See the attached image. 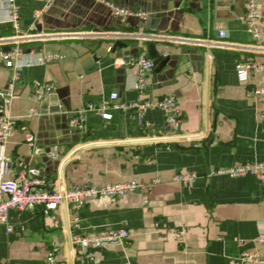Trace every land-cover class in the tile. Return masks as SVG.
<instances>
[{"label":"crops","instance_id":"0c3cea01","mask_svg":"<svg viewBox=\"0 0 264 264\" xmlns=\"http://www.w3.org/2000/svg\"><path fill=\"white\" fill-rule=\"evenodd\" d=\"M17 2L18 79L0 56V102L18 122L7 146L13 163L8 177L15 178L24 162L50 189L128 181L143 187L89 199L77 227L76 212L66 204L49 213L38 207L12 211L13 232L3 228L0 237V264H48L50 254L56 264H237L245 251L264 258L259 239L264 179L209 175L212 169L264 161V99L250 93L264 86V74L250 72L247 82L236 74L239 61L264 62V0H258L259 43L246 26V0ZM114 7L147 18L115 15ZM36 10H44L40 21ZM33 20L42 24V32ZM220 30L226 33L224 44H210ZM13 35L8 11L0 6V41ZM116 41L126 45L112 49ZM152 42L160 57L170 55L171 65L154 67L139 91L134 69L124 63L149 56ZM12 46L0 43V52ZM47 54L60 58L40 63ZM43 84L54 86L51 94L60 111L42 113L49 97L39 100L35 91ZM112 92L118 94L115 100ZM168 95L177 98L180 109L176 131L159 107L146 109L143 123L135 108H110L109 118L87 111L83 129L68 124L89 102L142 103ZM27 133L34 134L33 143ZM179 173L198 177L182 183L174 179ZM119 227L130 231L128 241L95 250V261L78 255L70 242L72 231ZM176 230L183 231L180 238Z\"/></svg>","mask_w":264,"mask_h":264},{"label":"built area","instance_id":"2783aa9c","mask_svg":"<svg viewBox=\"0 0 264 264\" xmlns=\"http://www.w3.org/2000/svg\"><path fill=\"white\" fill-rule=\"evenodd\" d=\"M0 6L8 11V22L12 24L15 35L7 37L0 43H10L13 46L6 51H1L0 56L7 66L13 68V79H18L21 74V67L16 65V61L22 55V48L19 43L21 37L18 35L21 25L20 6L17 0H0ZM115 15L129 16L135 14L143 19L147 18L144 12H131L128 9L113 8ZM44 10H36L34 17L38 21L42 19ZM260 18L258 0H246L245 22L248 30L252 34L256 43L262 40L263 34L258 26ZM225 31L220 30L218 40L209 41L210 44H224ZM83 36V35H82ZM85 36V35H84ZM111 49V48H110ZM60 58L59 54H47L39 60L40 63H48ZM33 62H26V65H32ZM121 62H116V65ZM128 67L134 69L135 88L139 91L146 88L147 77L154 68L153 60L147 55H138L137 57L125 62ZM250 72H260L264 74V62L261 61H239L236 64V74L240 82H247ZM54 86L52 84H43L36 87L35 96L37 99H47L52 93ZM257 99H264V86L256 87L250 92ZM118 97L116 92L110 94V99L115 100ZM149 107H159L167 113V122L173 131H176L181 121L180 109L178 107L177 98L174 95L164 96L156 100H147L145 102L132 103H109L103 101L100 103L89 102L79 110L76 115L69 120L71 128L83 129L85 127V113L87 111H95L104 118H109L108 110L110 108H135L137 109L138 121L144 122V114ZM34 112H38L34 109ZM18 127L16 119L11 117L5 111V106L0 102V237L2 229L7 233L13 232V224L10 221V213L12 211H23L29 207H38L43 213H49L51 210L60 205L66 204L76 212L73 218L74 226H78L79 212L89 199L97 197H118L141 189L143 185L136 181L113 182L102 185H79L72 186L64 190L50 189L45 186L44 181L38 177L35 169L28 167L24 162H19L17 167V175L11 179L8 177L12 169V161L7 157V146L14 131ZM22 129H25L22 126ZM34 134L27 133L26 139L33 143ZM55 157V156H53ZM209 175H228L229 177H241L245 175H254L260 179H264V161H254L245 164L235 165L232 167H221L212 169ZM198 175L196 173H179L174 179L189 183L194 181ZM155 183L159 179H154ZM183 231H175L174 235L180 238ZM131 233L125 227L113 228L101 233H81L76 234L73 231L70 234V242L76 249L78 255L89 260L95 261V250L106 246L126 243ZM264 242V233L259 238ZM48 264H56V256L50 254L47 257ZM237 264H264V258L257 252H242Z\"/></svg>","mask_w":264,"mask_h":264},{"label":"water","instance_id":"95a60500","mask_svg":"<svg viewBox=\"0 0 264 264\" xmlns=\"http://www.w3.org/2000/svg\"><path fill=\"white\" fill-rule=\"evenodd\" d=\"M34 23V27L37 30V32H42V24L39 22H36L35 20H33ZM152 28H154V26H152ZM126 45L125 43H123L122 41H116L114 44V47H112V49L116 48L117 46H124ZM156 44L154 42L149 44V57L153 60L154 63V67L155 70L158 71L159 69H161L163 66H165L166 64L171 65L170 63V55H166L164 58L160 57V55L158 54V52L156 51ZM6 91H3V93ZM61 110V106L57 103V97L55 94H51L49 96V100L48 103L44 105V110L42 111V113H54V112H58ZM76 115V113H74V115H70V117H74ZM50 151V150H49ZM48 151V152H49Z\"/></svg>","mask_w":264,"mask_h":264}]
</instances>
